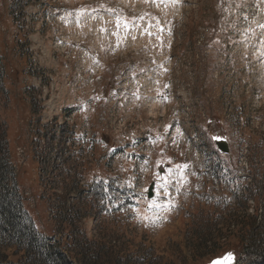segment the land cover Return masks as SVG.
Masks as SVG:
<instances>
[{
	"label": "rangeland",
	"instance_id": "rangeland-1",
	"mask_svg": "<svg viewBox=\"0 0 264 264\" xmlns=\"http://www.w3.org/2000/svg\"><path fill=\"white\" fill-rule=\"evenodd\" d=\"M9 4L0 0V124L41 229L57 239L68 229L50 207L60 191L39 183L31 152L35 135L47 145L58 130L78 173L71 180L81 179L84 191L98 189L79 222L88 238L119 239L123 252L150 249L158 264H235L237 226L226 220L214 227L225 237L222 253L192 249L195 229L204 232V223L214 222L207 215L220 212L210 170L197 172L191 157L166 161L184 158L196 133L208 145L225 140L240 157L241 174L248 155L264 156V0H31L17 23ZM163 92L166 100L158 97ZM167 128L175 134L168 154ZM143 165L166 187L158 186L154 199L120 195L141 188ZM6 254L18 256L12 247Z\"/></svg>",
	"mask_w": 264,
	"mask_h": 264
},
{
	"label": "trees",
	"instance_id": "trees-1",
	"mask_svg": "<svg viewBox=\"0 0 264 264\" xmlns=\"http://www.w3.org/2000/svg\"><path fill=\"white\" fill-rule=\"evenodd\" d=\"M30 2L31 0H10L9 15L14 22H19L23 16V8ZM210 14L215 19L214 10ZM213 26L216 27L215 21ZM3 78L0 65L2 93ZM31 110L34 112L33 105ZM57 132L58 130L49 137L47 145L43 143L42 145L40 139L35 142L37 139L35 135L31 143V152L33 156H38L36 162L39 183L52 191H60V195L54 193L57 195L54 200L52 199V203L47 199L53 217L68 228L66 232L62 231L59 239L41 229L26 207V192L21 190L17 182L6 131L0 124V264H158L150 249H144V252L140 250L123 252L121 249L124 245L119 244V239L110 236L88 238L85 231L79 227V222L88 216L85 213V205H95V192L98 189L92 187L84 191L80 185L81 179L76 177L71 180L75 174L78 176V173L71 171L74 163L69 160L70 145L68 139L64 137L65 133ZM262 156L261 152L254 153V158L251 155L247 156L248 167L242 177L241 187L232 191V197L222 205L220 212L207 215L208 218L205 219H213L214 222L211 225L204 223L206 227L204 232L195 229L191 242L192 249L199 251L198 256H213L223 252L225 237L214 227L219 224L218 220H226V224L237 226L233 235L235 242L232 245L234 263L264 264V156ZM218 158L221 162L226 161L225 156ZM252 158L254 162L250 161ZM52 180L59 183H56L57 187L53 186ZM120 192L123 194V191ZM102 194L104 203L110 202L107 199L110 192L103 189ZM69 196L73 197L72 203H68ZM249 209L251 213L247 212ZM61 229L63 230V227ZM214 230L215 235L212 233ZM11 247L14 254H18L14 261L6 254V250Z\"/></svg>",
	"mask_w": 264,
	"mask_h": 264
},
{
	"label": "water",
	"instance_id": "water-1",
	"mask_svg": "<svg viewBox=\"0 0 264 264\" xmlns=\"http://www.w3.org/2000/svg\"><path fill=\"white\" fill-rule=\"evenodd\" d=\"M216 145H217L218 149H220V151H222L224 153L227 152V145H226L225 142H223V141H217L216 142ZM152 188H153V183H151L150 186L148 187L147 196L149 198H151L152 195H153Z\"/></svg>",
	"mask_w": 264,
	"mask_h": 264
},
{
	"label": "snow or ice",
	"instance_id": "snow-or-ice-1",
	"mask_svg": "<svg viewBox=\"0 0 264 264\" xmlns=\"http://www.w3.org/2000/svg\"><path fill=\"white\" fill-rule=\"evenodd\" d=\"M175 2H178V0H173V3H175ZM184 167H186V166H183V165H177V168H180V169H183ZM169 171H171V170H169ZM159 187H166V181H165L164 184L159 185ZM152 203L155 204V201H153ZM155 206H156V207H160L159 204H155Z\"/></svg>",
	"mask_w": 264,
	"mask_h": 264
},
{
	"label": "built area",
	"instance_id": "built-area-1",
	"mask_svg": "<svg viewBox=\"0 0 264 264\" xmlns=\"http://www.w3.org/2000/svg\"><path fill=\"white\" fill-rule=\"evenodd\" d=\"M147 175V174H146Z\"/></svg>",
	"mask_w": 264,
	"mask_h": 264
}]
</instances>
